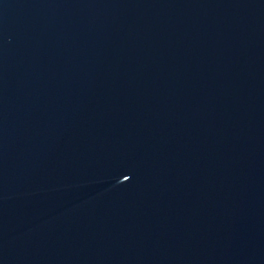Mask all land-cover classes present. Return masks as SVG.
Here are the masks:
<instances>
[{
	"label": "water",
	"instance_id": "water-1",
	"mask_svg": "<svg viewBox=\"0 0 264 264\" xmlns=\"http://www.w3.org/2000/svg\"><path fill=\"white\" fill-rule=\"evenodd\" d=\"M0 264H264V0H0Z\"/></svg>",
	"mask_w": 264,
	"mask_h": 264
}]
</instances>
